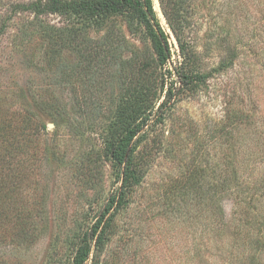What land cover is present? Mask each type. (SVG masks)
Wrapping results in <instances>:
<instances>
[{
	"label": "rangeland",
	"instance_id": "374dc122",
	"mask_svg": "<svg viewBox=\"0 0 264 264\" xmlns=\"http://www.w3.org/2000/svg\"><path fill=\"white\" fill-rule=\"evenodd\" d=\"M30 1L0 0V117L17 133L31 119L22 154L0 142V174L12 187L0 264H72L121 185L111 146L146 114L127 116V107L143 85L159 83L162 67L155 37L134 13L14 11ZM152 1L176 65V34L160 0ZM179 2L188 9L180 34L199 50L194 72L216 68L225 55L226 44H210L229 5L240 16L233 43L245 46L233 66L176 96L137 135L140 182L114 206L109 236L85 264H264V67L248 51L261 37L264 45V0ZM172 81L158 89L153 112ZM229 164L237 171L230 189L206 198L207 182L217 183Z\"/></svg>",
	"mask_w": 264,
	"mask_h": 264
},
{
	"label": "trees",
	"instance_id": "16d2710c",
	"mask_svg": "<svg viewBox=\"0 0 264 264\" xmlns=\"http://www.w3.org/2000/svg\"><path fill=\"white\" fill-rule=\"evenodd\" d=\"M160 4L165 17L168 19L171 28L176 34V38L180 46L182 59L176 65L169 64V43L164 31L159 25L152 0H96L91 3H81L78 1H71L67 3L64 0H33L27 3H17L15 5V12L31 11L37 14H48L62 12L65 10L89 12L93 15H101L107 12L116 11L134 13L150 28L151 34L155 37L156 45L158 47L160 66L162 67L159 73V83L157 80L152 81V85H143L142 89L139 90V100L127 107L131 110V113L129 112L127 116L131 115L132 112L137 111L141 113L146 112V114L139 120V122H135L124 133H122L118 140L111 146V156L114 165L118 170L117 176L119 180H121V185L116 189V193L108 199L105 208L92 224L91 228L84 233L76 248L72 264H85L90 257L93 246L102 243L109 236V232L115 218V213L112 212L114 206L117 205L116 208L120 209V207L128 201V196L132 192L133 187L140 182L142 174L141 164L139 158H137L136 152L135 141L137 135L144 130V128L148 125V122L153 117L158 116L164 108H166L169 104L171 105V103L176 99V96L187 94L190 90L197 91L201 82L204 83L205 80L209 81L215 73L224 72L233 66V63L240 58L241 48L245 46V44L241 42V39H238L235 43H233V40L235 39V22H239V20L236 21L235 17H238L239 19L240 16L237 13L233 14L229 5L226 11H224L226 22L223 26L219 27L222 31L217 33L215 38L216 43L213 42L210 44L211 46L215 44L216 48H220L222 42L226 44L224 49L225 55L221 57L219 66L216 68L206 72L204 70L194 72L193 65L195 59L199 55L196 39L187 36L182 37L180 34L182 28L181 26L185 23L188 24L185 15V12L188 14V9L182 5L179 0H160ZM232 24L233 27H231ZM155 25L158 26V29H155ZM261 39L262 37L259 41L256 40L255 43L249 44L248 51L258 60L260 65L264 67V45L261 44ZM62 49V44L55 45L52 55H59ZM210 50L211 49H209V51ZM98 52H100V50ZM173 75L176 76V82L172 81L170 83L171 85L166 90L163 100L153 112L154 107H152V105L157 98L158 89H164L166 83L168 84V78ZM247 87H249V85ZM149 108L152 109L149 110ZM242 117L243 115H239V118ZM227 119H230V116ZM28 122H31V119H28L27 123L25 122L26 125H23V129L17 133L14 132L15 127L12 128L8 122H5L4 119L0 117V142L3 141L9 143L12 149L17 152V155L24 152L21 147H24L23 139L30 135V132L27 129L30 127L31 123ZM229 127L234 129L232 123L229 124ZM236 127H238V122ZM5 133H12V135L15 136L16 142H8L10 139H7L8 137ZM258 139H263L264 141V136L258 137ZM16 154L14 155V153L11 152L7 159H15ZM7 162L11 168L13 162ZM232 162L233 161L230 163ZM229 166H232L233 168V164H229ZM227 168L223 171V174H221L220 180L217 183H213L211 179L207 182L204 187V194L206 195V198L214 199V197L218 195H224L225 192L230 189L229 183L232 181L230 178L232 174L237 173V171L233 168L227 172ZM6 181L9 182L6 183ZM10 184L9 175L6 173L0 174V219L4 217V220H7L8 217L6 211L10 208L9 199L11 198L12 191ZM4 200H6V204Z\"/></svg>",
	"mask_w": 264,
	"mask_h": 264
}]
</instances>
